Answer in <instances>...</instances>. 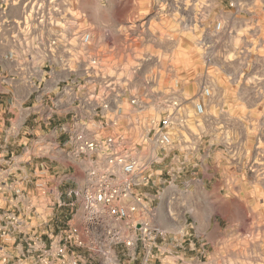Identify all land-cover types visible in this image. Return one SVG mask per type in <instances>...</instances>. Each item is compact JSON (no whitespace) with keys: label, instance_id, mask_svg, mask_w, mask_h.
<instances>
[{"label":"built area","instance_id":"obj_1","mask_svg":"<svg viewBox=\"0 0 264 264\" xmlns=\"http://www.w3.org/2000/svg\"><path fill=\"white\" fill-rule=\"evenodd\" d=\"M74 8L39 13L54 23L49 13L57 12L65 27L36 42L42 88L34 147L27 144L26 151L49 160H35L26 176L33 211L20 209L21 264H182L187 250L195 254L191 261H200L208 249L198 223L191 219L181 229L161 215L166 189L188 196L200 176L195 164L162 166L167 154L159 150L173 145L177 123L167 100L159 115L146 113L151 79L142 90L138 75L150 53L129 68L110 58L108 44L83 25L86 12L76 10L79 23L72 25ZM203 113L200 102L196 114ZM167 211L173 219L172 203Z\"/></svg>","mask_w":264,"mask_h":264},{"label":"rangeland","instance_id":"obj_2","mask_svg":"<svg viewBox=\"0 0 264 264\" xmlns=\"http://www.w3.org/2000/svg\"><path fill=\"white\" fill-rule=\"evenodd\" d=\"M71 1L72 25L79 23L76 10L86 12L83 25L108 44L110 58L129 68L150 53L138 75L142 90L151 79L146 113L159 115L167 100L177 123L173 145L159 150L167 154L162 166L186 162L200 178L223 179L222 194L198 193L194 204L204 224L216 210L230 213L223 223L232 230V247L221 251L204 238L207 257L193 262L187 250L182 264H222L224 256L226 264H264V22L243 19L247 0ZM19 3L0 0V41L8 17H19ZM200 102L204 113L197 115ZM9 125L0 105V145L8 144L2 134ZM240 190L243 198H226Z\"/></svg>","mask_w":264,"mask_h":264},{"label":"crops","instance_id":"obj_3","mask_svg":"<svg viewBox=\"0 0 264 264\" xmlns=\"http://www.w3.org/2000/svg\"><path fill=\"white\" fill-rule=\"evenodd\" d=\"M257 2L259 0L244 2L246 13L243 19L248 20L246 22L252 17L264 22V6L257 5ZM69 4L74 6L75 2L20 0V15L17 18L8 17V35L0 41V105L7 110V119L10 121L2 134L8 144L0 145V264H21L20 256L25 251V242L20 233V209L33 211L28 206L30 195L26 196L31 184L24 179L29 174L27 168L31 169L35 161L33 150L26 151V148L27 144L32 149L34 147L33 139L37 132L34 122L36 94L42 88L39 83L42 74L37 69L35 60L36 42L38 37L44 35L48 39L52 33L65 27L58 20L57 12L49 13L50 21L54 23L44 22L39 13L57 5L65 8ZM49 83L50 80H47L45 85ZM222 182L223 179L199 178L188 196L184 197L179 195L178 189L176 191L168 187L160 198L162 217L181 229H186L188 221L192 219L198 223L200 235L213 247H218L221 251L231 248L232 230L223 223L230 213L216 210L204 224L194 204V197L198 193L222 194L219 187ZM244 195L242 190L230 191L226 198H243ZM178 196L180 200L177 199ZM171 203L175 209L173 219L167 211Z\"/></svg>","mask_w":264,"mask_h":264}]
</instances>
